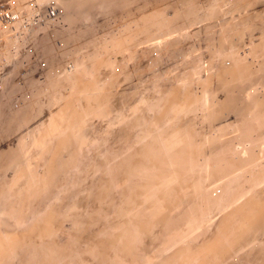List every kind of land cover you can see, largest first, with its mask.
<instances>
[{"label": "bare ground", "instance_id": "6f19581e", "mask_svg": "<svg viewBox=\"0 0 264 264\" xmlns=\"http://www.w3.org/2000/svg\"><path fill=\"white\" fill-rule=\"evenodd\" d=\"M0 6V264H264V0Z\"/></svg>", "mask_w": 264, "mask_h": 264}, {"label": "rangeland", "instance_id": "374dc122", "mask_svg": "<svg viewBox=\"0 0 264 264\" xmlns=\"http://www.w3.org/2000/svg\"><path fill=\"white\" fill-rule=\"evenodd\" d=\"M0 8H1V9H0V10H1V12H3V11L5 10V8H6V7H5V8H3L2 6H0ZM3 16H4V15H3ZM34 16H35V15H34ZM3 18H4V17H3ZM5 18H6V14H5Z\"/></svg>", "mask_w": 264, "mask_h": 264}]
</instances>
